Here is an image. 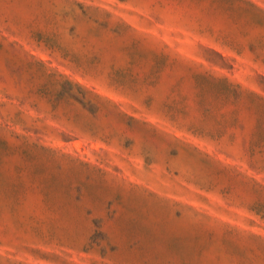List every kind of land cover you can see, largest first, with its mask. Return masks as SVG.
<instances>
[{"label": "rangeland", "instance_id": "obj_1", "mask_svg": "<svg viewBox=\"0 0 264 264\" xmlns=\"http://www.w3.org/2000/svg\"><path fill=\"white\" fill-rule=\"evenodd\" d=\"M0 264H264V0H0Z\"/></svg>", "mask_w": 264, "mask_h": 264}]
</instances>
